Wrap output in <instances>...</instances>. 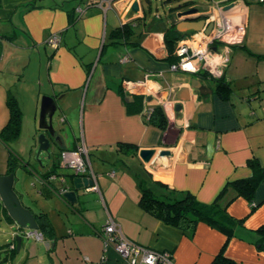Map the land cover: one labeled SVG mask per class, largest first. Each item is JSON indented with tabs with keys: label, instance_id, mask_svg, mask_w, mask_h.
Masks as SVG:
<instances>
[{
	"label": "crops",
	"instance_id": "obj_1",
	"mask_svg": "<svg viewBox=\"0 0 264 264\" xmlns=\"http://www.w3.org/2000/svg\"><path fill=\"white\" fill-rule=\"evenodd\" d=\"M134 2L139 6L135 16L141 20L145 15L140 0H0V135L9 120V93L23 119L32 121L43 96L61 97L54 121L60 142L53 146L47 166L46 159L37 166L32 162L34 140L27 143V155L17 146L22 120L16 140L4 142L0 137V176L12 173L10 167L15 176L21 168V174L34 181L33 201L26 189L15 188L16 179L14 190L34 216L47 215L54 234L43 233L46 244L21 242L12 264H131L113 246H105L101 231L108 219L132 243L169 252L172 264H209L225 242L224 235L199 224L188 238L144 213L138 207V178L146 185L189 192L200 204L211 205L227 184L252 177L251 164L264 170V3L209 0L200 9L192 2L173 17L170 10L164 18L156 15L147 21L146 17L137 47L111 44V31L123 23ZM228 6L232 7L225 10ZM191 8L198 13L187 19L176 16ZM219 14H241L246 25L244 43L231 50L221 76L231 88L225 99L214 93V84L199 76L170 71L175 56L172 53L171 59L164 45L168 27L185 34V39L196 32L183 29L184 21L204 16L199 20L206 23L208 15ZM53 33L61 38L57 49L46 45ZM146 79L158 84L164 101L172 105L173 122L164 132L146 123L144 99L125 87ZM193 80L199 88L192 86ZM204 85L212 91L200 96ZM119 145L131 146L134 154L118 151ZM78 146L88 149L98 191L84 196L80 192L79 203L71 207L43 182V175L52 172L60 151ZM144 150L156 152L149 164L138 157ZM160 152L169 156L159 157ZM112 171L114 177L108 175ZM57 174L66 176L57 185L73 187L70 170L58 169ZM253 204L252 213L242 198L228 207L236 220L230 244H239L252 255L244 261L243 253L226 249L239 264H264V252L256 246L257 231L264 226V176ZM54 214H64L67 221ZM245 231L248 239L243 237ZM22 232L0 200V252L13 246L16 253L13 240Z\"/></svg>",
	"mask_w": 264,
	"mask_h": 264
},
{
	"label": "trees",
	"instance_id": "obj_2",
	"mask_svg": "<svg viewBox=\"0 0 264 264\" xmlns=\"http://www.w3.org/2000/svg\"><path fill=\"white\" fill-rule=\"evenodd\" d=\"M161 1L165 4H173L176 2L175 0ZM140 2L142 3L143 8L144 4H146L147 7H150V0H140ZM191 3L192 2L188 0H178L177 6L169 9L172 14L170 17H173V13L175 11L185 9ZM144 15L145 16L141 20L135 19L131 22H123L112 30L110 33L111 44L116 45L120 43H132L134 47H137L141 36V28L143 25H146L145 18L147 17V13L145 8ZM72 21H74L73 18L70 20V23ZM184 37L185 34L177 31L173 26H170L165 30L164 45L171 59L176 45ZM175 60L176 58H174V61ZM199 77L202 81H208V84L210 85L214 84V93L221 95L224 99L225 95L229 94L231 90L230 84L224 81L223 77L218 79L210 78L206 73L201 74ZM211 88V86L207 87L205 85L204 87H201L199 90L200 96H207L212 91ZM6 104L9 110V120L5 128L2 130L0 137L4 142H9L16 140L19 136L22 112L16 102L14 94L9 93ZM149 124L155 126L161 132H164L167 129L168 123L161 108H155L153 110ZM131 149V146L128 145L118 146V151L125 152L126 150L127 153L134 154L135 150ZM129 150L131 151L129 152ZM251 166L253 167L252 177L248 179L236 180L227 184L221 191L219 198L211 205L200 204L189 192L170 189L158 183L146 185L143 180L138 178V187L140 191L138 207L144 213L161 221L165 225L177 228L188 238L193 236L196 227L199 224H205L220 231L225 237V242L209 264H239L229 258L226 254L227 244L235 236L236 226V220L228 214V207L236 199L242 198L250 204V213L254 211L255 206L253 204V196L256 189L263 181L264 170L253 164H251ZM57 170L58 168L55 165V167L51 170L52 172L43 175V182L52 187L55 194H58L61 189V186L57 185L58 183L56 181L52 180L53 175H58ZM8 172L13 173V168L10 167ZM69 178L72 179V175H70ZM35 219L38 230L42 234L44 233L46 236L50 235L51 237L54 236L52 225L45 213L40 212L35 215ZM257 234L260 237V242L256 246L261 245V243L264 242V226L258 229Z\"/></svg>",
	"mask_w": 264,
	"mask_h": 264
},
{
	"label": "built area",
	"instance_id": "obj_3",
	"mask_svg": "<svg viewBox=\"0 0 264 264\" xmlns=\"http://www.w3.org/2000/svg\"><path fill=\"white\" fill-rule=\"evenodd\" d=\"M263 4L264 0H249ZM207 24H212L209 34L196 32L189 37L181 40L175 50L176 61L170 65V71H181L191 75H200L206 73L210 78H220L224 68L229 63L230 52L234 47L241 46L244 43L246 35L245 17L241 14H219L207 17ZM61 43V38L53 33L47 39L46 44L53 49H57ZM215 47L213 52L211 48ZM126 89L137 94L144 99L143 118L146 121L151 119L154 106H160L168 121H172L173 113L169 103L164 101L163 90L152 81L144 80L137 84H126ZM150 100H154V103ZM59 169L70 170L76 177L88 178L94 185L88 188L91 192H97L95 175L91 171L90 157L88 149L85 146H78L74 150L62 151L57 158ZM114 177L115 172L108 174ZM61 178L52 176V180ZM61 189L60 193L66 192ZM103 242L106 247L113 246L118 255L124 260H130L131 264H172L171 254L166 251H154L142 246H138L127 240L117 224L111 219L105 222L102 228ZM27 238L36 241L43 240L41 234L34 232L27 234ZM11 249L14 247L11 246ZM139 260V262H138Z\"/></svg>",
	"mask_w": 264,
	"mask_h": 264
},
{
	"label": "water",
	"instance_id": "obj_4",
	"mask_svg": "<svg viewBox=\"0 0 264 264\" xmlns=\"http://www.w3.org/2000/svg\"><path fill=\"white\" fill-rule=\"evenodd\" d=\"M231 7L232 6H228L225 8V10H228ZM138 12V3H132V5L130 6V10L126 18H124L123 22H131L137 19L135 15ZM197 13V9L191 8L189 10L179 12L176 16L178 18L187 19L186 17L192 16ZM203 17L201 16L192 20L189 19L184 21L182 23L183 29L185 28L188 31L198 32L204 25L203 20H199ZM210 28L211 26L208 27L206 31L207 33ZM212 50L214 51L216 50V48L213 47ZM194 84H197V88H199V82L197 80L192 81L193 87H195ZM60 100L61 97L54 98L53 96H43L40 100L38 117L34 118L35 120L38 118V131H40V133L37 136V147L32 158L33 162H38L39 164H41L40 158H44L46 159L45 162L47 166L51 161L53 146L59 144L60 142V139L57 136L58 132L54 128L55 115L59 108ZM155 155L156 152L154 150H144L139 152L138 157L143 164H149L153 160ZM158 156H169V153L160 152ZM14 179V173L0 176V200L2 202L3 208L6 210L8 217L17 225L19 230H29L31 232L37 231L38 226L35 216L32 214L30 209L22 205V202L20 201L14 190ZM72 183L73 188L69 189L59 197L71 207H74L79 203L81 197L80 192H82L83 196L90 193L88 187L92 186V182L85 177H74ZM16 242V253H14L15 251H13L14 248H9L6 251L0 252V264H12L14 256L18 255L20 252L22 238L17 236ZM257 248L262 249V251L264 252V242L261 245H258Z\"/></svg>",
	"mask_w": 264,
	"mask_h": 264
},
{
	"label": "rangeland",
	"instance_id": "obj_5",
	"mask_svg": "<svg viewBox=\"0 0 264 264\" xmlns=\"http://www.w3.org/2000/svg\"><path fill=\"white\" fill-rule=\"evenodd\" d=\"M150 1H151L150 7H147V5L144 4V8H145L146 13H147V21H151V19L155 18L156 15L160 16L161 18H164L165 12H169V9L171 7H175L178 4V0H175L176 2L173 4H165L161 0H150ZM188 1H191L194 4L198 5V7L200 9H203L209 5V0H188ZM244 1H248L247 4H251V1H249V0H244ZM212 3H214V2H212ZM29 108H30V106H29ZM27 117H28V115H27ZM35 117H38V115ZM22 123H23V127H22V131H21V137L19 139L17 146H22L23 151H24V155H27V153L29 151V148H26L28 141L32 142V140H34V142H37V136L40 133V131H38V118L36 120L34 119V121H32L30 118L27 119L25 117L23 119V117H22ZM167 125H170V123H168ZM54 127H56L55 123H54ZM31 131H32V133H31ZM32 162H33V160H32ZM21 170H22L21 168L16 169L17 175L15 174V179H16L15 188L18 191H20L19 190L20 188L26 189L27 192L32 194V195H30L31 196L30 200L33 201V200H35V198H33L35 190L31 187V183H33L34 181H32L31 179H28V177L24 174L23 171H22L23 173L21 174ZM35 203H37V202L36 201L33 202V204H35ZM55 215L58 216L60 218V220L64 223L67 221L64 214H61V215L60 214H54V216ZM242 233H243L244 238H247V239L249 238L248 237L249 233L247 231L242 232ZM64 237H66V236L64 235ZM66 238H68V237H66ZM230 241L227 244V249L229 247H232L233 250L243 253L244 254V261H248L249 259L252 258V255L248 254L245 247H243V246L241 247V245H239V244H230ZM43 243H45V242L36 241L34 239H25V238H23V241H22V244H43Z\"/></svg>",
	"mask_w": 264,
	"mask_h": 264
},
{
	"label": "bare ground",
	"instance_id": "obj_6",
	"mask_svg": "<svg viewBox=\"0 0 264 264\" xmlns=\"http://www.w3.org/2000/svg\"><path fill=\"white\" fill-rule=\"evenodd\" d=\"M76 13H78V14L81 13V10H78V11L76 10ZM78 17H79V15H78ZM196 21H198V20H196ZM203 22H204V25H203V27H202L198 32H202V31H204L205 34H209L210 31H211V29H212V24H206L205 21H203ZM209 26H211V28H210V30H209L208 33H207L206 31H207V29H208ZM179 42H180V41H179ZM179 42H178V43H179ZM46 45H47V44H46ZM47 46H48V45H47ZM176 46H177V45H176ZM175 48H176V47H175ZM174 50H175V49H174ZM211 50H212V48H211ZM213 52H215V50H214ZM173 53H174V51H173ZM174 56H175V55H174ZM175 58H176V57H175ZM175 61H176V60H175ZM175 61H174V62H175ZM186 74H187V73H186ZM190 75H191V74H190ZM200 75H201V74H200ZM200 75H194V76H200ZM192 76H193V75H192ZM149 101H152V100L149 99ZM155 108H161V107H160V106H154V109H155ZM154 109H153V110H154ZM161 109H162V108H161ZM162 111H163V109H162ZM163 114H164V111H163ZM164 117H165V119L167 120L165 114H164ZM150 120H151V119H150ZM150 120H149V121H146V122H147V123H150ZM171 122H173V119H172ZM171 122L167 120V123H171ZM73 150H74V149H73ZM62 151H69V150H62ZM60 153H61V152H60ZM43 160H44V158H43V159L40 158V161H41V162H42ZM35 164H36V165H40L38 162H36ZM56 166H57V163H56ZM57 168H58V166H57ZM58 169H59V168H58ZM54 176H55V175H54ZM55 177H56V176H55ZM57 177H58V178H61V179L63 180L62 182H65V180H64V178L66 177L65 175L58 174ZM68 177H69V176H68ZM72 177H73L72 179L69 178V181H70V182H72V181L74 180V177H76V176H74V175L72 174ZM54 181H56V182L58 181V182H59L60 180L57 179V180H54ZM90 181H91V180H90ZM58 182H57V183H58ZM91 182H92V181H91ZM72 185H73V183H72ZM92 185H94L93 182H92ZM59 186H61V189H66L67 191H68L69 189H72V188H73V187H72V188H69L68 186L63 185V184H61V185H59ZM91 187H92V186H91ZM91 187H88V188H91ZM61 189H60V190H61ZM60 190H59V193H58L59 196H61V195L63 194V193H60ZM90 192H91V191H90ZM64 193H65V192H64ZM22 231H23V232L21 233V235H16L14 238H16L17 236H19V237L22 238V240H23V238H25V239H30V238H27V234L37 232V233L41 234L42 237H43V240H41V241H42V242H45V236H44L39 230H37V231H32V232L29 231V230H22ZM13 242H15V240H13ZM9 247H11V246H9Z\"/></svg>",
	"mask_w": 264,
	"mask_h": 264
},
{
	"label": "flooded vegetation",
	"instance_id": "obj_7",
	"mask_svg": "<svg viewBox=\"0 0 264 264\" xmlns=\"http://www.w3.org/2000/svg\"><path fill=\"white\" fill-rule=\"evenodd\" d=\"M51 158H52V156H51ZM13 244H17V242H13Z\"/></svg>",
	"mask_w": 264,
	"mask_h": 264
}]
</instances>
